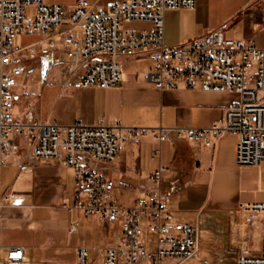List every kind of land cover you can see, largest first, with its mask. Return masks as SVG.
<instances>
[{"label": "built area", "instance_id": "obj_1", "mask_svg": "<svg viewBox=\"0 0 264 264\" xmlns=\"http://www.w3.org/2000/svg\"><path fill=\"white\" fill-rule=\"evenodd\" d=\"M264 2V0H263ZM197 0H112L92 8L89 0H75L72 7L45 0H0V171L4 155L16 147L15 139L31 145L29 159H56L74 172L76 200L69 208L103 223H115L118 241L104 249L101 264H175L190 259L196 250L197 225L168 211L161 181L171 168L158 165L148 175V185L129 205L113 194L114 181L94 162H112L124 141L135 134L152 132L160 143L178 139L211 144L226 133L236 136L234 162L254 166L264 160V48L253 40L231 38L222 28L212 29L188 41L169 45L163 34L166 10L195 9ZM145 21V28L124 27ZM37 35L34 45L18 46L14 39ZM60 46L75 87H114L120 84L123 58L144 55L153 69L147 78L158 89L178 87L236 95L224 109L221 122L200 127H145L60 124L14 111L19 78L28 61L52 55ZM26 51V55L21 54ZM241 224L254 215L264 222V202H239ZM75 226L69 231H75ZM0 264H42L27 259L21 246H7ZM89 249H76V264H90ZM236 264H264V235L257 252L239 249Z\"/></svg>", "mask_w": 264, "mask_h": 264}, {"label": "crops", "instance_id": "obj_2", "mask_svg": "<svg viewBox=\"0 0 264 264\" xmlns=\"http://www.w3.org/2000/svg\"><path fill=\"white\" fill-rule=\"evenodd\" d=\"M112 0H89L92 8L106 6ZM72 7L75 0H45ZM145 21H133L124 27L145 28ZM165 43L188 41L207 31L222 28L231 38L251 39L264 48L263 0H197L195 9L166 10L163 17ZM18 46L34 45L37 35L19 36ZM21 54L26 55V51ZM153 69L144 55L123 58L119 85L109 88L75 87L77 75L70 74L57 46L52 55H38L28 61V70L19 78L14 111L35 119L64 125H91L103 122L123 126L200 127L221 122L224 109L236 95L204 91L198 88L158 89L147 78ZM4 155L0 171V257L7 246L23 247L28 260L42 264H76V249L92 244L81 238V222L94 223L99 244L98 256L90 264H101L104 249L116 243L119 228L103 223L96 216L86 217L71 209L76 200L74 172L56 159H29L31 145L15 139ZM236 136L226 133L211 138V144L178 139L173 145L160 143V156L151 157L158 146L155 134H135L123 142L112 162H94L105 177L114 181L116 199L131 204L148 185V175L158 165L168 166L161 181V193L168 199L167 209L183 221L197 225L196 250L185 261L175 264H203L218 258L220 239L214 235L225 223L223 242L230 249L257 252L264 222L254 215L241 224L232 216L239 202H264V160L254 166L234 162ZM260 220L261 228L256 227ZM202 225V226H201ZM205 225V226H203ZM75 226V231H69ZM238 255V253H237ZM96 257V256H95ZM97 259V261H96ZM96 261V262H95Z\"/></svg>", "mask_w": 264, "mask_h": 264}, {"label": "rangeland", "instance_id": "obj_3", "mask_svg": "<svg viewBox=\"0 0 264 264\" xmlns=\"http://www.w3.org/2000/svg\"><path fill=\"white\" fill-rule=\"evenodd\" d=\"M259 33H261V35L264 37V29ZM18 41H20V38L16 37L13 42H18ZM121 204L129 205L130 203L129 201H121ZM228 219H229L228 217H225L224 225H222L221 228H219L217 234L214 233V235H216L222 242L221 243L222 245H219L222 254L218 258H214L212 261H208L207 263H203V264H236L237 263V253H238L237 250L230 249L227 243L223 242V240L227 237L228 234V228L226 226L227 224L226 221H228ZM255 223H256V227H260V228L262 227L260 220L257 219ZM81 228H82L80 234L81 238L84 241L92 244V249L89 250V256H88L89 261L92 262V259L97 258L98 250H99V244L94 243L93 241V239H95V237L97 236V227L94 223L87 224L85 222L84 223L81 222ZM253 246H256V248H258L259 246V243L256 241V239H254Z\"/></svg>", "mask_w": 264, "mask_h": 264}]
</instances>
